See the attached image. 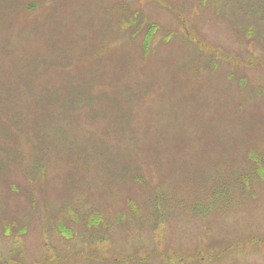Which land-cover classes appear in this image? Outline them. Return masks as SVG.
I'll return each instance as SVG.
<instances>
[{"label": "rangeland", "instance_id": "obj_1", "mask_svg": "<svg viewBox=\"0 0 264 264\" xmlns=\"http://www.w3.org/2000/svg\"><path fill=\"white\" fill-rule=\"evenodd\" d=\"M263 171L264 0H0V264H264Z\"/></svg>", "mask_w": 264, "mask_h": 264}, {"label": "trees", "instance_id": "obj_2", "mask_svg": "<svg viewBox=\"0 0 264 264\" xmlns=\"http://www.w3.org/2000/svg\"><path fill=\"white\" fill-rule=\"evenodd\" d=\"M155 32H156V29L155 30L153 29L151 32L148 33L147 40H146V44L148 46H150V44H151V42L153 40V36H154ZM261 176H264V171L261 172Z\"/></svg>", "mask_w": 264, "mask_h": 264}]
</instances>
